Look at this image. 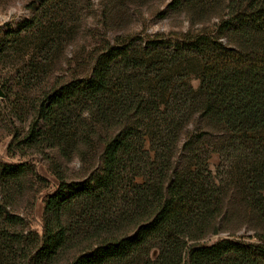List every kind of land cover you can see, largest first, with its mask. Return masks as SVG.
<instances>
[{"label":"trees","instance_id":"trees-1","mask_svg":"<svg viewBox=\"0 0 264 264\" xmlns=\"http://www.w3.org/2000/svg\"><path fill=\"white\" fill-rule=\"evenodd\" d=\"M228 8L219 28L223 40L198 36L187 47L202 62L198 86L172 70L186 59L182 47L146 74L154 78L138 81L118 68L125 59L111 49L88 78L45 95L25 143L66 151L71 131L77 137L72 149L97 135L100 164L80 181L59 175L40 237L20 228L23 220L11 208L26 164L0 161V264H264V234L250 245L204 241L231 230L237 217L248 227H264V0H229ZM47 17L45 27L59 34L58 16ZM64 44L56 35L53 46L48 41L37 50H47L52 60ZM78 100L93 124L88 135L70 117ZM194 118L203 126L178 156ZM210 135L223 175L208 167Z\"/></svg>","mask_w":264,"mask_h":264},{"label":"rangeland","instance_id":"rangeland-1","mask_svg":"<svg viewBox=\"0 0 264 264\" xmlns=\"http://www.w3.org/2000/svg\"><path fill=\"white\" fill-rule=\"evenodd\" d=\"M228 4L229 0H0V88L6 95L0 98V161L26 164L23 187L11 206L12 213L23 220L20 228L41 237L46 200L57 190L59 175L67 181H80L100 164L102 139L97 135L89 138L88 144L79 142L78 147L72 149L70 142L77 137L74 131H68L66 151L25 143L45 95L55 88L88 78L97 58L108 57L111 49H117L119 60L125 59L118 68L126 69L127 76L138 81L154 78L146 74L159 66L161 57L173 56L182 47L180 51H184L186 59L182 66L172 65V70L181 71L198 86L202 62L187 50H191L198 36L218 35L223 40L219 28L221 19L229 13ZM49 12L53 17L58 16L54 21L61 26L60 32L57 30L59 34L45 27L50 25ZM27 22L30 24L22 30L21 26ZM29 30H37L40 39L36 40ZM41 30L43 33H39ZM56 35L63 38L64 49L48 61V51L41 49L40 52L37 46L42 48L48 41L53 46ZM165 61V65L169 64L168 59ZM70 106L72 123L90 134L93 124L85 103L78 100ZM199 119L194 118L185 127L177 146L178 156L185 139L203 126ZM207 139L204 152L209 155V170L214 176L219 172L223 175L225 168L221 155L214 151V138L210 135ZM1 189L0 186V194ZM238 215L243 217L244 213L239 211ZM241 220L235 218L230 223L231 230H221L204 241L228 239L247 245L260 243L264 227L254 229L241 224Z\"/></svg>","mask_w":264,"mask_h":264},{"label":"water","instance_id":"water-1","mask_svg":"<svg viewBox=\"0 0 264 264\" xmlns=\"http://www.w3.org/2000/svg\"><path fill=\"white\" fill-rule=\"evenodd\" d=\"M5 97V93L3 92V90L0 88V98H4Z\"/></svg>","mask_w":264,"mask_h":264}]
</instances>
